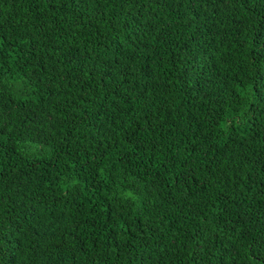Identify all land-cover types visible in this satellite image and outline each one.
<instances>
[{
    "label": "trees",
    "instance_id": "16d2710c",
    "mask_svg": "<svg viewBox=\"0 0 264 264\" xmlns=\"http://www.w3.org/2000/svg\"><path fill=\"white\" fill-rule=\"evenodd\" d=\"M0 264H264V0H0Z\"/></svg>",
    "mask_w": 264,
    "mask_h": 264
},
{
    "label": "rangeland",
    "instance_id": "374dc122",
    "mask_svg": "<svg viewBox=\"0 0 264 264\" xmlns=\"http://www.w3.org/2000/svg\"><path fill=\"white\" fill-rule=\"evenodd\" d=\"M22 171H24V170L22 169Z\"/></svg>",
    "mask_w": 264,
    "mask_h": 264
}]
</instances>
